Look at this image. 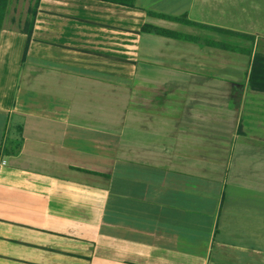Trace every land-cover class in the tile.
I'll use <instances>...</instances> for the list:
<instances>
[{"label": "crops", "instance_id": "obj_1", "mask_svg": "<svg viewBox=\"0 0 264 264\" xmlns=\"http://www.w3.org/2000/svg\"><path fill=\"white\" fill-rule=\"evenodd\" d=\"M257 54L264 0H41L31 38L4 28L0 264H264Z\"/></svg>", "mask_w": 264, "mask_h": 264}, {"label": "trees", "instance_id": "obj_2", "mask_svg": "<svg viewBox=\"0 0 264 264\" xmlns=\"http://www.w3.org/2000/svg\"><path fill=\"white\" fill-rule=\"evenodd\" d=\"M41 0H37L36 3V7H35V11L33 14V19L31 22V28L29 33V36L31 38L32 36V25L34 23L35 17H36V13H37V9L39 7ZM100 1H105V2H109V3H113V4H119L122 6H128V7H133L135 5L136 0H100ZM8 3L9 0H0V32L2 31V27H3V23L6 17V11L8 8ZM162 18H166L168 20H172L175 22H179V23H183L186 25H190V26H195V27H200V28H204V29H209V30H213V31H219V32H225L227 34H233L235 36H239L242 38H247V39H253V37L244 35V34H240V33H232L229 31H225V30H221V29H217L214 27H209V26H205V25H200L197 23H193L191 21L188 20L187 17H181V18H173V17H167V16H160ZM146 31H151L154 30L153 28L147 26L145 28ZM157 32L163 36H168V37H181L178 34L172 33V32H168L165 30H157ZM250 87L258 92H263L264 93V55L263 54H257L254 58V62H253V66H252V71H251V76H250Z\"/></svg>", "mask_w": 264, "mask_h": 264}, {"label": "rangeland", "instance_id": "obj_3", "mask_svg": "<svg viewBox=\"0 0 264 264\" xmlns=\"http://www.w3.org/2000/svg\"><path fill=\"white\" fill-rule=\"evenodd\" d=\"M36 3L37 0H9L2 30L5 28L29 32Z\"/></svg>", "mask_w": 264, "mask_h": 264}]
</instances>
